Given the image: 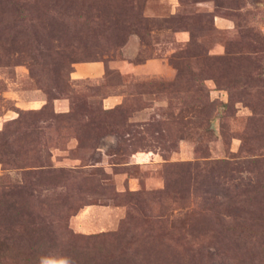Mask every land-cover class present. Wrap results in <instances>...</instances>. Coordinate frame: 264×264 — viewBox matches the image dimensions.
<instances>
[{"label":"rangeland","instance_id":"1","mask_svg":"<svg viewBox=\"0 0 264 264\" xmlns=\"http://www.w3.org/2000/svg\"><path fill=\"white\" fill-rule=\"evenodd\" d=\"M13 3L0 264H264V0Z\"/></svg>","mask_w":264,"mask_h":264},{"label":"trees","instance_id":"2","mask_svg":"<svg viewBox=\"0 0 264 264\" xmlns=\"http://www.w3.org/2000/svg\"><path fill=\"white\" fill-rule=\"evenodd\" d=\"M13 5H14V10H11L10 8L8 9V14L10 15L8 18H7V22H6V20H5V18L4 17H6V16H4V14L5 13H2V16H1V18H2V21L3 22H5V24H6V27H4V24H3V22L0 24L1 26H3V27H1L0 28V34L1 33H4L6 30H7V28H8V20H13L12 21V24H14L15 22H17L20 18H23V10H22V8L21 7H19L18 6V4L17 3H13ZM7 8V7H6ZM20 11V12H19ZM13 14V15H12ZM18 15L20 16V17H18ZM18 17V18H17ZM5 29V31H3ZM161 83H159V85H160Z\"/></svg>","mask_w":264,"mask_h":264},{"label":"crops","instance_id":"3","mask_svg":"<svg viewBox=\"0 0 264 264\" xmlns=\"http://www.w3.org/2000/svg\"><path fill=\"white\" fill-rule=\"evenodd\" d=\"M92 71H95L94 69H91Z\"/></svg>","mask_w":264,"mask_h":264}]
</instances>
